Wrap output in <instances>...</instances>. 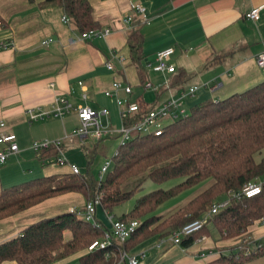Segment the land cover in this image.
<instances>
[{"label": "crops", "instance_id": "crops-1", "mask_svg": "<svg viewBox=\"0 0 264 264\" xmlns=\"http://www.w3.org/2000/svg\"><path fill=\"white\" fill-rule=\"evenodd\" d=\"M45 1L0 0V18L5 24L0 28V42H11V48L0 51V122L4 132L15 136L18 148L0 167V190L67 173L66 167L40 161L30 150L33 142L68 141L63 144V155L67 163L73 164L65 157V148L70 143L84 145L78 139V145L74 144L70 136L77 124L75 114L69 112L60 119L49 115L32 122L26 115L50 113L57 97L72 108L108 109L107 113L114 108L117 115L113 99L104 96L114 81L130 88L128 97L119 92L121 98L145 106H157L195 86L197 96L190 100L194 107L225 99L264 81V68L254 63L255 56L264 51V0H88L97 31L108 33L85 40L61 22L64 14L59 7L44 5ZM136 6L144 10L145 22H140L134 12ZM254 9H259L257 20H246L245 15ZM127 17L129 21L123 22ZM131 31L140 35L139 64L146 82L152 85L150 90L139 84L137 70L129 58L127 37ZM43 41L46 43L41 44ZM166 48L173 51L169 64L174 72L156 74L147 70L145 65L154 63L155 53ZM105 63L111 65V71L105 69ZM170 84L182 89L171 88ZM146 92L152 95L150 101L145 98ZM107 118L110 128L109 114ZM68 120L73 121L70 131L65 126ZM94 142L92 139L91 145ZM207 186L208 183L199 187L159 214L171 215ZM83 205L79 194L67 193L0 220V244L31 224L71 209L80 211ZM246 235L264 244V219L250 226ZM209 237L186 249L165 244L156 248L157 241L152 238L140 243L131 254L143 252L144 264H222L217 262L219 256H226L233 244L219 240L218 235L214 241ZM63 239L69 240L70 233L64 232ZM86 254L81 250L51 264H80L79 259ZM243 264H264V255Z\"/></svg>", "mask_w": 264, "mask_h": 264}, {"label": "trees", "instance_id": "trees-1", "mask_svg": "<svg viewBox=\"0 0 264 264\" xmlns=\"http://www.w3.org/2000/svg\"><path fill=\"white\" fill-rule=\"evenodd\" d=\"M44 5L59 7L69 19L71 30L78 35L98 30L88 0H46ZM4 27L0 18V28ZM127 47L139 84L143 85L146 78L139 64L141 48L137 31L128 34ZM170 87L182 89L180 85L170 84ZM134 103L138 112L133 122L155 107V104ZM106 140H96L89 148L82 146L86 161L84 172L41 177L0 190V220L67 193L79 194L84 204L99 194V206L105 214L121 222L137 221L139 225L124 243L87 252L79 259L80 264H116L122 252L131 254L144 241L167 238L173 231L200 218L223 194L238 192L246 183L264 178V81L225 99L193 107L185 117L166 122L159 136H138L118 146L112 168L98 187V172L93 175L88 167L96 156H104ZM36 156L52 164L55 153L47 150ZM171 180L180 182L167 190L157 189L142 195L127 212L115 214L146 181L160 185ZM207 183L205 189L171 215L159 214L157 209L168 201ZM263 219L264 185L252 198L230 200L227 207L204 222L198 233L183 239L180 247L186 249L202 235H208V225L221 241L240 240L243 236L248 241L247 229ZM103 231L106 229L102 225L93 228L70 212L45 218L1 243L0 263L51 264L85 250ZM64 232L70 233L69 240L63 239ZM248 243L259 244L251 240ZM248 243L243 244L245 250L232 245L230 253L220 255L217 262L243 264L264 255V244L249 250Z\"/></svg>", "mask_w": 264, "mask_h": 264}, {"label": "built area", "instance_id": "built-area-1", "mask_svg": "<svg viewBox=\"0 0 264 264\" xmlns=\"http://www.w3.org/2000/svg\"><path fill=\"white\" fill-rule=\"evenodd\" d=\"M258 11L259 9L249 11L245 15L246 20L256 21L258 18ZM134 12L139 16L140 22L146 21L144 10L140 6H136L134 8ZM128 21V17L123 20L125 23ZM61 22L65 25H68L69 19L63 15L61 16ZM107 33L108 30H94L79 34L78 37L80 40H85L91 37H103ZM45 43L46 42L43 41L41 44ZM9 48H11L10 41L0 42V51ZM172 52L173 51L171 48H166L156 52L154 55V63H147L145 68L156 74L173 73L174 68L169 64V58ZM254 63L257 68H264V51L255 56ZM105 69L107 71H111L112 67L109 63H105ZM77 84L79 86L81 85L79 82ZM143 88L150 90L152 89V85L149 82H145L143 84ZM196 90L197 87L195 86L189 87L178 97L170 98L159 103L157 106L150 109L146 114L142 115L137 122H133V117L138 112L137 104L129 101L128 98H121L119 96V92H122L126 97H128L131 93L130 88L128 86H122L117 81L112 82L110 89L104 92V96L113 99L117 108V117L120 124L118 130H113L108 127V113L105 109L94 111L89 107L72 108L71 105L68 104L62 97L55 98L51 106L50 113L39 112V114L35 115L32 112H27L26 115L28 121L32 122L45 118L49 115L60 119L69 112H73L77 118L78 126L70 132V136L77 138L80 143H83L89 137V135L95 141L100 139H109L112 138V136H115L118 138V146H123L126 142L130 141L134 137L145 135L159 136L161 129L166 122L176 121L185 117L186 114L181 101L184 98L193 97ZM81 98L84 99V95H82ZM101 119L106 121L104 126L101 124ZM88 128L92 129L89 131ZM3 129L4 124L0 122V167L5 164L9 156L18 152V148L15 143V136L11 133L4 132ZM62 141L63 139L36 141L30 145V150L35 155L47 150H53L55 156L52 164L57 167H66L68 174L77 175L79 173L78 168L73 164L67 163L64 158ZM116 155L117 151L115 150L113 155L110 158L105 159L103 164L100 166L97 176L98 187L101 185L104 175L111 169L113 163L112 159ZM263 185L264 178L246 183L238 192L227 195V198L223 202L213 203L209 210L200 216V218L189 222L176 231H173L167 238L157 240L155 247L159 248L164 244L180 246V242L183 239L189 238L198 233L201 230L204 222L212 215L227 207L230 200L240 201L242 199L252 198L261 192ZM99 201L100 195L96 194L93 200L83 205L82 210L77 211L75 209H71L69 212L74 213L93 228H98L101 226V224L98 222V220L96 221L95 206L99 205ZM105 216L109 221L110 229L103 231L100 238L93 240L87 246L86 252L104 250L113 243H124L129 239V237L139 225L137 221L121 222L115 220L112 218V216L107 214H105ZM195 242H197V240H195ZM260 246V244L254 245V249H258ZM143 258V252H138L136 254H126L122 252L119 256L118 262L125 264H144Z\"/></svg>", "mask_w": 264, "mask_h": 264}, {"label": "rangeland", "instance_id": "rangeland-1", "mask_svg": "<svg viewBox=\"0 0 264 264\" xmlns=\"http://www.w3.org/2000/svg\"><path fill=\"white\" fill-rule=\"evenodd\" d=\"M197 96V92L194 94V96L193 97H196ZM145 98H146V100L147 101H150L151 99H152V95L150 94V93H148V92H146L145 93ZM190 100H192V98H184V99H182V105H183V109H184V111H185V113L187 114V113H189L190 112V110L194 107V105H192L191 103H190ZM99 109V107L98 108H96V110H98ZM107 111H109L108 109H107ZM108 114H109V124H110V128L111 129H113V130H118V128H119V121H118V117H117V115H116V109L114 110V108L112 109V111H110V112H108ZM72 122L73 121H70V120H68L66 123H65V126L66 127H70L69 128V131L73 128L72 127ZM105 122L106 121H104V119H101V123H102V125H105ZM77 124L75 125V127L73 128V130L75 129V128H77ZM92 128H88V130L90 131ZM69 132H67V134H68ZM77 138H75L74 137V139H73V142H74V144H76V145H78V143H77ZM64 142H68V141H62V144H64ZM91 142H92V138H91V136L89 135V137L84 141V145H83V147H87V148H89L90 147V145H91ZM106 145V150L104 151V156H102V155H98V156H96L94 159H93V161L90 163V165H89V171L93 174V175H96L97 174V172H98V170H99V168H100V166L103 164V162L105 161V159H108V158H110L112 155H113V153H114V151L116 150V148H117V146H118V138L117 137H115V136H112V139L110 138V139H107V143L105 144ZM65 157H67L68 158V160L71 162V163H73L77 168H78V170H79V172L81 173V172H84L85 171V169H86V161L84 160V157H83V155H84V153L82 154V147H80V146H73L71 143L70 144H68L67 145V147L65 148ZM35 155V154H34ZM112 168V167H111ZM59 170H66L65 168L64 169H59ZM34 177H36V176H34ZM35 179H37V178H35ZM32 180V179H31ZM180 182V180H171V181H167V182H164V183H162V184H160V185H155V184H153V183H151L150 181H146L143 185H142V187H141V189L137 192V193H135L133 196H132V198L125 204V205H123L122 207H119L116 211H115V214L116 215H119V214H121V213H124V212H126L127 210H129L131 207H132V205H133V202H134V200L135 199H137L138 197H140V196H142V195H145V194H147V193H150V192H152V191H154V190H157V189H161V190H167V189H169V188H171L172 186H174V185H176V184H178ZM195 191V190H194ZM191 192H193V191H190V192H185L184 194H180L177 198H174V199H172L171 201H168L167 203H165L164 205H162L161 207H159L157 210H158V212H160V211H163V210H165V209H167L168 207H170L171 205H173L174 203H176V202H178V201H180V199L181 198H183V197H185L186 195H190L189 193H191ZM197 192V191H196ZM227 198V195L226 194H223L222 196H220L216 201H214V202H223L225 199ZM79 208H81V206L80 207H78V209ZM170 212H165L164 214H162V215H164V217H166V215L167 214H169ZM208 231H209V236L208 235H202V237L201 238H199V240H197V242H203V241H205L206 240V238L207 237H209L210 238V240L211 241H214L215 239H216V235H217V233L215 232V230L214 229H212L211 227H210V225H208ZM246 240V238H245V236H243L242 238H240V240L239 239H237V240H228L230 243L229 244H233V247H234V245H236V246H238V249L239 250H241L242 249V247H243V249L242 250H245L244 249V245L243 244H245V243H248V242H250V240H248V241H245ZM240 247V248H239ZM87 248V247H86ZM86 248H85V251H86ZM247 248L249 249V250H254V244H252V243H248V245H247ZM119 264H122V263H119Z\"/></svg>", "mask_w": 264, "mask_h": 264}, {"label": "water", "instance_id": "water-1", "mask_svg": "<svg viewBox=\"0 0 264 264\" xmlns=\"http://www.w3.org/2000/svg\"><path fill=\"white\" fill-rule=\"evenodd\" d=\"M95 218L106 230L110 229L109 221L99 205L95 206Z\"/></svg>", "mask_w": 264, "mask_h": 264}]
</instances>
